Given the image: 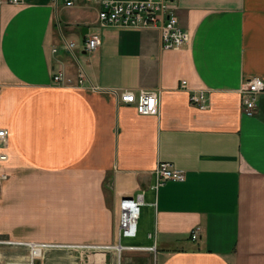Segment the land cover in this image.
Returning <instances> with one entry per match:
<instances>
[{
  "label": "crops",
  "instance_id": "crops-1",
  "mask_svg": "<svg viewBox=\"0 0 264 264\" xmlns=\"http://www.w3.org/2000/svg\"><path fill=\"white\" fill-rule=\"evenodd\" d=\"M99 10L0 0V239L81 248L37 264H73L70 250L89 258L75 264H102L119 247L121 200L142 195V234L137 221L122 245L131 264H264V95L255 116L241 97L248 80H264V0H175L189 36L176 50L158 29L102 27ZM93 35L101 45L89 52ZM57 63L73 84L84 72V87L57 86ZM199 89L205 110L190 104ZM115 90L160 92L159 114H138ZM160 162L186 180L155 190ZM27 259L0 248L3 263Z\"/></svg>",
  "mask_w": 264,
  "mask_h": 264
},
{
  "label": "built area",
  "instance_id": "built-area-1",
  "mask_svg": "<svg viewBox=\"0 0 264 264\" xmlns=\"http://www.w3.org/2000/svg\"><path fill=\"white\" fill-rule=\"evenodd\" d=\"M99 3L98 22L102 27H119L127 29H146L153 28L160 31L161 43L164 50L180 49L188 43V33L181 27L178 18L173 13L175 0H86ZM11 3H17V0H11ZM67 6H72V1H67ZM101 45L98 36L89 37L86 43V50L95 51ZM74 44H67V49L72 52ZM55 51V50H54ZM53 82L57 86H74L83 88L88 79L84 72L78 74L76 84L72 80H66L64 68L57 63L52 68ZM188 82H181V88L187 89ZM92 91H98L99 88L93 85L89 86ZM120 102L134 105L138 114L143 116H157L159 114V96L160 92L140 90H115ZM264 95V80L258 77L247 81L241 90L242 111L248 116H255L258 108V100ZM190 104L205 110L209 106L207 92L199 89L191 91ZM8 132L0 130V146L6 140ZM7 156L0 153V161H6ZM156 184L155 190L164 186L168 182H184L185 174L173 167L171 163L160 162L155 170ZM2 180L7 179L4 174ZM143 204V196L137 198H123L120 202V235L125 238H134L137 234V220L140 216V208ZM201 227L195 228L191 232L193 241L200 238ZM81 247V246H80ZM123 250L124 248L120 246ZM0 248L26 249L28 259L19 263L16 260H8L2 264H35L47 251L54 248L81 249L78 246H58L44 243H26L16 242L8 239H0ZM103 249H109L104 247ZM121 250L119 251L121 253Z\"/></svg>",
  "mask_w": 264,
  "mask_h": 264
},
{
  "label": "rangeland",
  "instance_id": "rangeland-1",
  "mask_svg": "<svg viewBox=\"0 0 264 264\" xmlns=\"http://www.w3.org/2000/svg\"><path fill=\"white\" fill-rule=\"evenodd\" d=\"M0 153H3L0 151ZM4 174L3 173H0V185L1 183L3 182L2 180V176ZM138 224L140 223V227H139V237L141 236V224H143V221L141 220L140 222V216L138 218ZM138 240V239H137ZM137 240H134V239H131L132 243L133 241H137ZM128 242V239H126L125 237L121 236L120 235V240H118V243L116 246H122L124 244H127ZM115 246V247H116ZM51 250L47 251V252H50ZM65 252H70V255L72 256V263L75 264V263H89V258H86L87 255L83 254L82 251H78V250H70V251H65ZM90 255V254H88ZM106 255V259H105V263L102 262V264H131L129 261H128V258L127 256L125 255L124 253V250H121V253L119 251H117L115 248L113 251L111 252H107L105 253ZM104 260V258H103ZM17 261V260H16ZM3 263L0 261V264ZM38 262L36 261L35 264H37Z\"/></svg>",
  "mask_w": 264,
  "mask_h": 264
},
{
  "label": "bare ground",
  "instance_id": "bare-ground-1",
  "mask_svg": "<svg viewBox=\"0 0 264 264\" xmlns=\"http://www.w3.org/2000/svg\"><path fill=\"white\" fill-rule=\"evenodd\" d=\"M117 251H120L122 248L121 247H117L115 248ZM19 263H22V262H19Z\"/></svg>",
  "mask_w": 264,
  "mask_h": 264
},
{
  "label": "water",
  "instance_id": "water-1",
  "mask_svg": "<svg viewBox=\"0 0 264 264\" xmlns=\"http://www.w3.org/2000/svg\"><path fill=\"white\" fill-rule=\"evenodd\" d=\"M130 199H133V198H130Z\"/></svg>",
  "mask_w": 264,
  "mask_h": 264
}]
</instances>
